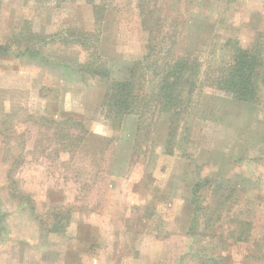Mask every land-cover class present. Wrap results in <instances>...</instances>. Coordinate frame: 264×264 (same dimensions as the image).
<instances>
[{
    "label": "rangeland",
    "instance_id": "rangeland-1",
    "mask_svg": "<svg viewBox=\"0 0 264 264\" xmlns=\"http://www.w3.org/2000/svg\"><path fill=\"white\" fill-rule=\"evenodd\" d=\"M94 2L96 13L88 0H0V264H264V83L255 104L192 93L172 150L159 127L134 149L137 116L112 128L101 102L143 56L147 32L137 0ZM146 10L202 70L227 60V39L264 56V0H156ZM82 34L109 80L63 41ZM66 116L83 129L59 124ZM59 212L67 222L50 232ZM235 216L248 222L246 240H229Z\"/></svg>",
    "mask_w": 264,
    "mask_h": 264
},
{
    "label": "trees",
    "instance_id": "trees-1",
    "mask_svg": "<svg viewBox=\"0 0 264 264\" xmlns=\"http://www.w3.org/2000/svg\"><path fill=\"white\" fill-rule=\"evenodd\" d=\"M88 2L92 4L95 13L101 8L94 0H88ZM150 2L154 5L156 0H137L141 26L147 32L145 52L128 67V76L125 79L110 83L106 99L101 102V106L112 128L120 126L123 117L127 114L137 116L133 137L134 149L143 137L141 132L147 135L151 127L153 130L159 127V129H166L168 138L164 144L170 151L173 148L171 140L177 126L176 120L188 107L192 93H196L199 99L206 89L211 88L222 91L240 102L254 104L259 102L261 85L264 83L262 70L264 56L258 45L243 48L237 41L227 39L224 42L230 48L227 60L202 70L197 58L177 53V30L172 26H169V30L166 31L160 28L163 19L160 16H152L153 12L146 10ZM87 35H75V38L63 41L67 45L77 42L88 52L89 60L84 64L85 69L87 68L91 74L109 80L110 71L106 67L107 61L96 53L97 46L87 39ZM163 39L168 40L165 42ZM146 121L149 123L145 126ZM59 124L77 125L81 130L83 129V123L72 116L61 119ZM83 132L87 133L86 130ZM64 133L65 136L68 135V132ZM79 140H82V136ZM200 183L202 182L194 184V188H198ZM192 197L194 201V194ZM54 218L55 221L49 231L59 232L67 222L68 215L65 212H59L54 214ZM209 219H213L212 214L209 215ZM233 219V221L238 219L235 221L237 235L231 232L229 240L234 242L246 240L249 229L243 228V225L248 223L247 220L237 217ZM41 223L42 221L39 220L42 229ZM229 240H224L223 244ZM252 244L255 246L256 241L254 240ZM255 254L256 252L252 251V255Z\"/></svg>",
    "mask_w": 264,
    "mask_h": 264
},
{
    "label": "crops",
    "instance_id": "crops-1",
    "mask_svg": "<svg viewBox=\"0 0 264 264\" xmlns=\"http://www.w3.org/2000/svg\"><path fill=\"white\" fill-rule=\"evenodd\" d=\"M42 84H46V82H40V81H37V83H36V85L33 87V92H34V90L36 91V96L37 97H39L40 99H41V101H42V104H39L40 102H37V104L35 103V105H37V113H40V114H42V115H45V107H46V100H45V97L44 96H42L43 98H41L40 96V93H39V88H40V85H42ZM37 86V87H36ZM36 87V88H35ZM35 88V89H34ZM38 99V98H37ZM40 99L38 100V101H40ZM124 121H125V118H124V120H123V126H125L126 124L124 123ZM134 128H135V124H134V126H133V130H134Z\"/></svg>",
    "mask_w": 264,
    "mask_h": 264
}]
</instances>
